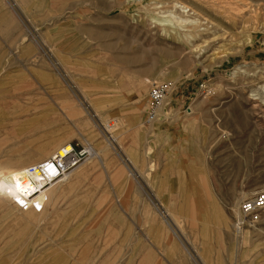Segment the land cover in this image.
Masks as SVG:
<instances>
[{"label": "rangeland", "instance_id": "rangeland-1", "mask_svg": "<svg viewBox=\"0 0 264 264\" xmlns=\"http://www.w3.org/2000/svg\"><path fill=\"white\" fill-rule=\"evenodd\" d=\"M174 1L214 25L200 55L158 27ZM44 3L0 0V165L65 144L103 164L89 152L41 212L0 203V264H264V212L235 229L264 191V0ZM154 82L175 91L149 125Z\"/></svg>", "mask_w": 264, "mask_h": 264}, {"label": "bare ground", "instance_id": "bare-ground-1", "mask_svg": "<svg viewBox=\"0 0 264 264\" xmlns=\"http://www.w3.org/2000/svg\"><path fill=\"white\" fill-rule=\"evenodd\" d=\"M158 1V0H149ZM158 4V2H157ZM158 7L157 5H155ZM159 9V8H158ZM160 11V9H159ZM161 12V11H160ZM159 19H156L158 27H161V31L167 37L180 39L186 41L187 44L191 45L192 52L200 55L198 47H194L191 41L196 38H201L203 35H207L214 30V25L211 22L202 23V19L197 18V12L190 6L174 1L171 6L164 12H161ZM156 16V15H155ZM160 16V15H159ZM157 18V17H156ZM156 24V25H157ZM157 27V26H156ZM157 27V28H158ZM201 49V48H200ZM147 83V82H146ZM262 97L260 99L264 101V86L261 87ZM166 98L163 100L162 104L165 103ZM161 115V111H160ZM157 121L151 123L154 124ZM149 124V125H151ZM105 132L111 133L108 128H104ZM65 148L67 151L70 150L71 146L65 144L59 147L54 153H52L48 158L42 160L41 162L34 164H23L16 167H10L7 164L0 165V203L8 204L10 207L17 211L25 212L21 209V206H26L28 211L41 212L45 204H47L50 198H53L57 192V189L49 192L50 188L43 187V181L41 179V174L39 171H34L29 173V168L37 165H45L51 159L56 156H62V149ZM91 153V157L95 158L99 163L102 162V151L96 150L92 147L87 148ZM86 150V151H87ZM49 172H54L53 167H47ZM134 169V168H133ZM73 172V171H72ZM72 172H70L64 180L60 182L69 181L72 177ZM37 191V192H36ZM36 192V193H34ZM53 196V197H52ZM49 204V203H48Z\"/></svg>", "mask_w": 264, "mask_h": 264}, {"label": "built area", "instance_id": "built-area-1", "mask_svg": "<svg viewBox=\"0 0 264 264\" xmlns=\"http://www.w3.org/2000/svg\"><path fill=\"white\" fill-rule=\"evenodd\" d=\"M174 91L175 87L170 82H154L149 84L145 109V124H151L159 120L163 100L169 95H172ZM62 152V156H56L45 165H37L29 168V173L39 171L44 188L64 180L66 175L83 162L89 154V152H85L83 149L76 151L72 146L68 151L63 148ZM48 166L53 167L54 172H49L47 169ZM21 209L26 211L27 207L21 206ZM263 212L264 191H261L240 204L239 216L235 220V229L240 231L244 228L255 227L259 223Z\"/></svg>", "mask_w": 264, "mask_h": 264}, {"label": "crops", "instance_id": "crops-1", "mask_svg": "<svg viewBox=\"0 0 264 264\" xmlns=\"http://www.w3.org/2000/svg\"><path fill=\"white\" fill-rule=\"evenodd\" d=\"M34 1V6H36V2H45L43 7L48 8L45 9L47 10L48 13H44V16H48L50 19L56 18L58 16H63V17H69L70 15H73L74 9L78 11V13L82 16H87V14L90 12V10L94 11H99L101 13H104L106 9L102 7V9L98 5H93L92 2L95 0H31V2ZM103 3H105L106 0H100ZM113 1V0H111ZM104 10V11H103ZM33 12H30L28 16L33 17ZM33 21V20H32ZM69 23V20L63 21L62 24L66 25ZM38 25L40 23L37 22ZM34 25V21L33 24ZM37 25V26H38ZM58 25V22H56V27ZM35 29V27H33Z\"/></svg>", "mask_w": 264, "mask_h": 264}]
</instances>
